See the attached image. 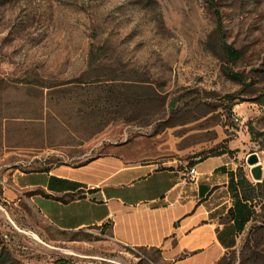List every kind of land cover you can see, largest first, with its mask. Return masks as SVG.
I'll list each match as a JSON object with an SVG mask.
<instances>
[{"label": "rangeland", "instance_id": "374dc122", "mask_svg": "<svg viewBox=\"0 0 264 264\" xmlns=\"http://www.w3.org/2000/svg\"><path fill=\"white\" fill-rule=\"evenodd\" d=\"M122 144L179 161L227 147L256 183L245 161L256 153L264 174V0H0V264H162L105 227L54 230L2 196L14 168ZM252 204L218 264H264V184Z\"/></svg>", "mask_w": 264, "mask_h": 264}, {"label": "crops", "instance_id": "0c3cea01", "mask_svg": "<svg viewBox=\"0 0 264 264\" xmlns=\"http://www.w3.org/2000/svg\"><path fill=\"white\" fill-rule=\"evenodd\" d=\"M137 150L122 144L77 165L14 168L2 196L25 203L54 230L105 227L120 245L158 251L162 264H218L235 250L251 220L242 225L234 209L232 155L179 161L140 157ZM68 195L73 199H57Z\"/></svg>", "mask_w": 264, "mask_h": 264}, {"label": "trees", "instance_id": "16d2710c", "mask_svg": "<svg viewBox=\"0 0 264 264\" xmlns=\"http://www.w3.org/2000/svg\"><path fill=\"white\" fill-rule=\"evenodd\" d=\"M223 50L228 59L231 61H234L239 57V53L232 49L229 45H224ZM232 153V150L228 149L227 147H223L219 150L213 151L210 154L201 157L200 159L212 156H219L222 154L232 155ZM193 163V161H190L187 165L191 166L193 165ZM236 175L237 179L234 180L233 174L229 173V186L231 184H234V190H236V192L233 194L235 197L234 209L236 211V214L241 216L242 225H244L246 222L252 220L254 216V206L252 204V201L254 200V192L257 188H262L264 184V177L261 182L253 183L246 178L241 167H238L236 169ZM73 197L74 195H68L67 198L59 197L57 199L59 201L66 202L68 200L73 199ZM229 214L232 217L234 216L232 211H230Z\"/></svg>", "mask_w": 264, "mask_h": 264}, {"label": "water", "instance_id": "95a60500", "mask_svg": "<svg viewBox=\"0 0 264 264\" xmlns=\"http://www.w3.org/2000/svg\"><path fill=\"white\" fill-rule=\"evenodd\" d=\"M245 162L247 166L250 167L249 172H250L251 178L256 182H261V180L264 177L263 168L261 164L259 163L258 156L256 155V153H250L246 157ZM58 264H62V263H58Z\"/></svg>", "mask_w": 264, "mask_h": 264}, {"label": "built area", "instance_id": "2783aa9c", "mask_svg": "<svg viewBox=\"0 0 264 264\" xmlns=\"http://www.w3.org/2000/svg\"><path fill=\"white\" fill-rule=\"evenodd\" d=\"M199 157H196V160H198ZM188 173L190 175V177H195L196 176V171H195V168L194 167H190L189 170H188Z\"/></svg>", "mask_w": 264, "mask_h": 264}]
</instances>
